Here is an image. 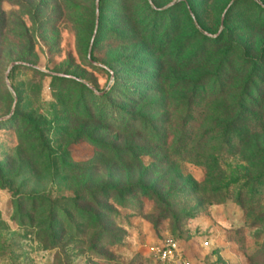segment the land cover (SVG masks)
<instances>
[{"label":"rangeland","instance_id":"1","mask_svg":"<svg viewBox=\"0 0 264 264\" xmlns=\"http://www.w3.org/2000/svg\"><path fill=\"white\" fill-rule=\"evenodd\" d=\"M96 2L0 0V264H264V0Z\"/></svg>","mask_w":264,"mask_h":264},{"label":"built area","instance_id":"2","mask_svg":"<svg viewBox=\"0 0 264 264\" xmlns=\"http://www.w3.org/2000/svg\"><path fill=\"white\" fill-rule=\"evenodd\" d=\"M157 254L163 264H192L180 255L177 244L172 239H166L161 247L157 248Z\"/></svg>","mask_w":264,"mask_h":264},{"label":"water","instance_id":"3","mask_svg":"<svg viewBox=\"0 0 264 264\" xmlns=\"http://www.w3.org/2000/svg\"><path fill=\"white\" fill-rule=\"evenodd\" d=\"M96 3H97V6H98L99 5V0H97ZM221 26H223V21H222V25ZM92 46H93V42L91 43V47H90V51H89V57H91V49H92ZM17 64H25V63H23V62H13L12 65H11V68L13 66L17 65ZM9 72H10V69H9V71L7 73V76L9 75ZM54 74L59 75V76H62V77H72L70 75L62 74V73H54Z\"/></svg>","mask_w":264,"mask_h":264},{"label":"trees","instance_id":"4","mask_svg":"<svg viewBox=\"0 0 264 264\" xmlns=\"http://www.w3.org/2000/svg\"><path fill=\"white\" fill-rule=\"evenodd\" d=\"M59 77H62V76H59Z\"/></svg>","mask_w":264,"mask_h":264}]
</instances>
